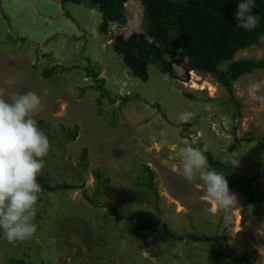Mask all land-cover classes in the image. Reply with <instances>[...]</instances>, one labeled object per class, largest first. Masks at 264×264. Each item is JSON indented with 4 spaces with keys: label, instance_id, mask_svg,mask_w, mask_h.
<instances>
[{
    "label": "rangeland",
    "instance_id": "obj_1",
    "mask_svg": "<svg viewBox=\"0 0 264 264\" xmlns=\"http://www.w3.org/2000/svg\"><path fill=\"white\" fill-rule=\"evenodd\" d=\"M89 2L0 0V96L40 97L32 115L50 149L38 176L75 187L38 193L35 233L13 243L0 236V264H243L216 252L264 264V69L236 81L233 97L211 74L186 73L187 59L173 63L176 78L150 64L142 81L110 40L144 32L140 1L129 0L126 24L107 33ZM235 59L264 60V37ZM182 111L193 114L185 124ZM184 145L230 166L220 173L233 206L218 208L201 181L180 175ZM130 222L154 229L131 231ZM165 227L185 239L167 238Z\"/></svg>",
    "mask_w": 264,
    "mask_h": 264
},
{
    "label": "trees",
    "instance_id": "obj_2",
    "mask_svg": "<svg viewBox=\"0 0 264 264\" xmlns=\"http://www.w3.org/2000/svg\"><path fill=\"white\" fill-rule=\"evenodd\" d=\"M62 3L81 4L84 0H61ZM129 0H90L89 4L103 15L100 31L107 33L110 24L124 26L126 17L124 5ZM143 6L144 32H132L128 37L122 34L113 37L114 50L122 56L123 62L132 75L142 81L148 79V66L155 65L164 75L177 77L173 63L187 59L184 65L186 73L191 71L211 74L217 82L227 89L233 97V84L243 75L264 69V60L235 59L236 54L245 48L257 45L264 37V0H256L252 14L259 15L256 27L245 31L236 25L234 13L238 0H137ZM75 129L68 141H75ZM264 148V139H258ZM212 169L229 175L230 166L215 160L206 154ZM96 177L100 179L101 174ZM41 191L74 189L69 184L52 185L44 176L36 177ZM255 212H260L258 205ZM109 210L117 220L123 219L115 207ZM131 231L154 229L149 223L130 222ZM166 237L174 241H183L184 236H175L163 228ZM192 242L209 241L206 236L190 234ZM227 260L243 264H254L245 257L216 252ZM16 264L27 263L24 260Z\"/></svg>",
    "mask_w": 264,
    "mask_h": 264
},
{
    "label": "clouds",
    "instance_id": "obj_3",
    "mask_svg": "<svg viewBox=\"0 0 264 264\" xmlns=\"http://www.w3.org/2000/svg\"><path fill=\"white\" fill-rule=\"evenodd\" d=\"M256 0H238L234 19L237 27L253 30L259 15L252 14ZM259 87L253 84L250 94ZM42 107L40 97L33 91L10 93V100L0 96V236L9 243L29 239L36 231L33 222L35 204L41 186L36 177L44 166L50 142L37 126L33 113ZM193 118L191 112L178 113L181 124ZM180 175L191 182L198 179L205 186V195L218 208L227 210L236 203L230 193L225 175L208 165L207 156L192 146H181ZM238 163L233 158L232 166ZM264 260V247L258 248Z\"/></svg>",
    "mask_w": 264,
    "mask_h": 264
},
{
    "label": "bare ground",
    "instance_id": "obj_4",
    "mask_svg": "<svg viewBox=\"0 0 264 264\" xmlns=\"http://www.w3.org/2000/svg\"><path fill=\"white\" fill-rule=\"evenodd\" d=\"M197 86H198V85L194 82L193 87L197 88Z\"/></svg>",
    "mask_w": 264,
    "mask_h": 264
}]
</instances>
